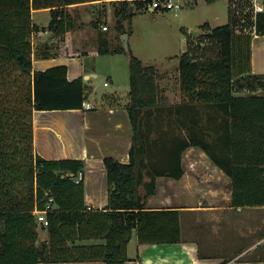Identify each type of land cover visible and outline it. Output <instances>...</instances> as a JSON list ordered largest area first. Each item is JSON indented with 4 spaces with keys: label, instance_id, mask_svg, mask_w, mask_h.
I'll return each instance as SVG.
<instances>
[{
    "label": "trees",
    "instance_id": "obj_1",
    "mask_svg": "<svg viewBox=\"0 0 264 264\" xmlns=\"http://www.w3.org/2000/svg\"><path fill=\"white\" fill-rule=\"evenodd\" d=\"M93 1L102 0H0V264H124L133 232L140 244L179 243V211L147 209L145 202L156 193L158 177L184 174L182 155L188 147H199L229 177L234 208L264 206V95L233 92L238 73L233 64L248 61L251 43L249 34H235L234 10L228 11V23L202 26L201 39L210 46L201 56L190 49L179 57L185 99L176 105L164 103L155 66L144 65L127 50L125 109L133 138L127 162L104 160L105 209L84 204L83 180L74 181L84 171L83 160H47L34 153L33 112L81 109L93 87L82 77L67 80L65 65L33 70L32 55L47 58L52 50L34 52L31 35L48 30L64 35L74 27L68 6ZM111 1L121 5L115 12L119 23L144 8L140 1L134 9L126 0ZM47 8L48 27H39L32 11ZM255 20L258 34L264 35V13ZM92 25L98 26L96 21ZM97 43L99 55L125 50L109 48L105 35L99 34ZM102 98L118 100L109 94ZM174 127L179 133H173ZM36 210H46L47 220L44 227L40 223L47 237L39 242ZM90 241L100 243L83 244Z\"/></svg>",
    "mask_w": 264,
    "mask_h": 264
},
{
    "label": "crops",
    "instance_id": "obj_2",
    "mask_svg": "<svg viewBox=\"0 0 264 264\" xmlns=\"http://www.w3.org/2000/svg\"><path fill=\"white\" fill-rule=\"evenodd\" d=\"M241 7L232 10L238 14ZM42 10L50 12V8H47L33 10L32 13ZM258 13H264V10L252 12L253 25L250 26L251 31L246 33L251 39L248 56L250 73L247 74L249 77L247 79L238 70V74H234L233 92L241 96L264 95V83L262 81V84L259 83L260 79L264 80L262 79L264 72H253L255 59L252 48L258 37H264L258 34L254 25ZM33 23L36 24L34 20ZM233 27L237 35L242 34L237 30L238 27L245 29L243 25L238 26V21ZM65 34L62 35L64 40L60 35L64 45L58 50L51 51L52 54L47 58H37L32 55L33 70L45 71L56 65H65L67 80L84 77L83 80L88 84L89 75L84 73L85 70L82 71L83 62L80 61L87 51L85 53L78 51L70 41L68 43L70 32L67 31ZM45 36H48V31L32 33L31 37H36L39 43L41 42L40 46L35 48L31 41L34 52L42 47L57 46L58 36H52L47 43H44ZM97 38L96 51L92 55L98 54ZM257 44L255 46H258L259 51H264V43ZM262 67L264 66L260 68ZM92 76H95L94 73ZM249 80L250 84H247ZM88 85L93 87L91 84ZM107 94L116 97L117 102L105 101L104 104L95 106L91 102L90 95L87 102L94 107L87 111L83 107L68 110H35L32 115L34 153L47 160H83L84 204L87 208L95 210H103L108 205V183L104 160L109 157L122 163L127 162L133 138L129 116L125 109L128 100L122 101L116 95ZM182 168L184 174L180 179L158 177L156 193L148 196L145 202L147 209L164 208L179 211L181 225L179 243L140 244L133 232L132 238L127 243L128 260L124 264H264V222L262 219L254 220L252 216L255 209L264 206L234 208L230 204L229 177L216 167L199 147H188L184 150ZM37 223L40 224L38 221ZM41 237L46 239L47 232L45 231L43 235L39 232L38 242L41 241ZM90 243H100V241L83 244ZM54 264L105 263L92 260Z\"/></svg>",
    "mask_w": 264,
    "mask_h": 264
},
{
    "label": "rangeland",
    "instance_id": "obj_3",
    "mask_svg": "<svg viewBox=\"0 0 264 264\" xmlns=\"http://www.w3.org/2000/svg\"><path fill=\"white\" fill-rule=\"evenodd\" d=\"M127 2L134 9V3ZM242 2L243 4H241ZM180 4L181 7L176 11L166 9L152 11L145 7L139 10L135 9L133 10L135 15L132 19L130 21L124 19L121 23H119L120 17L117 18L115 14L116 10L121 8V5L111 0L84 2L68 6L74 25L69 30L68 43L70 41L80 52L85 53L87 51V54L79 59L83 62L82 71L85 70L84 73L89 75L88 84L94 87L95 92L90 98L95 106L108 101L102 98L107 93L120 97L122 101L128 100L130 80L128 49L144 65L155 66L156 78L162 88V94L165 96L164 103L168 105L181 103L182 99L185 98L181 95L178 78L179 57L190 49L191 51L196 49V52L201 56L204 49L210 46L207 40L201 39V34L205 33L202 26L205 23H208L211 28L224 25L228 23V9L242 6L241 11L238 14L236 13L235 16L238 26L243 25L245 29L238 27L237 30L242 31V33H249L251 31L250 24L253 22L252 12L256 11L257 8L264 10V0H242L239 2L238 0H211L208 2L206 0H184ZM37 12L32 13V19L39 27L42 25L47 28L50 12L45 10ZM94 21L97 22V27L92 25ZM103 24H106L108 29L101 31V25ZM98 34L105 35L109 39V48L111 49L115 47L122 49L124 47L121 36L125 34L128 48L124 47V51L121 50V52L114 54L92 55L96 51L95 41ZM52 36H55L54 33L48 30V36L43 39L45 40L44 43H47ZM61 36H58L57 46L49 47V50H58L64 45ZM257 39L252 48L255 59L253 60V72L262 73L264 70L261 69L264 67H260L264 66V51H259L258 46L255 45L257 43L261 44V42L264 43V37H258ZM31 41L36 46L35 48L40 46L41 42L39 43L38 38L31 37ZM242 65L236 64L235 66L233 64V71L236 72L240 67H243L240 68L243 70L242 74L248 79L247 74L250 71L246 70L249 63L244 59ZM92 73H94V77ZM262 79H264V76ZM259 81L261 84L264 83V80L260 79ZM105 82H107V85L104 84ZM247 84H250V80L247 81ZM174 128L173 133H179V129ZM252 216L254 220L262 219L264 222V207L255 209ZM42 227L38 224L37 228L41 235L45 233Z\"/></svg>",
    "mask_w": 264,
    "mask_h": 264
},
{
    "label": "built area",
    "instance_id": "obj_4",
    "mask_svg": "<svg viewBox=\"0 0 264 264\" xmlns=\"http://www.w3.org/2000/svg\"><path fill=\"white\" fill-rule=\"evenodd\" d=\"M129 2H142V4L144 5V7L146 9L149 10H157V9H166V10H171V11H176L177 9H179L181 7V2L184 0H126ZM256 10L258 11H262V8H257ZM108 26L106 24L101 25V30H107ZM105 85H107V82L105 83ZM94 106L90 105L88 102L83 103V109L85 111L92 109ZM83 172H79L78 175L74 178V181L76 183H78L79 181H81L83 179ZM49 202H52V199H49ZM49 206H47L46 208H48ZM36 214V219L39 223H41L43 226L47 225V220H46V210L43 211H39L36 210L35 211Z\"/></svg>",
    "mask_w": 264,
    "mask_h": 264
},
{
    "label": "water",
    "instance_id": "obj_5",
    "mask_svg": "<svg viewBox=\"0 0 264 264\" xmlns=\"http://www.w3.org/2000/svg\"><path fill=\"white\" fill-rule=\"evenodd\" d=\"M192 32H193V31H192ZM193 33H194V32H193ZM126 37H127V36H126L125 34L122 35V36H121V41L124 43V47H125V48H128V42H126ZM70 175H72V174H70ZM42 238H43V239H42ZM43 240H45L44 237H41V241H43Z\"/></svg>",
    "mask_w": 264,
    "mask_h": 264
}]
</instances>
